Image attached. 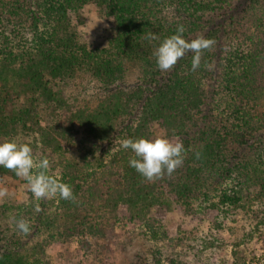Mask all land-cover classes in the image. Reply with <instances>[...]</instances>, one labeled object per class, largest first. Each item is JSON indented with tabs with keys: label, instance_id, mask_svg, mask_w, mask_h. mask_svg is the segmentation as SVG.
Wrapping results in <instances>:
<instances>
[{
	"label": "trees",
	"instance_id": "16d2710c",
	"mask_svg": "<svg viewBox=\"0 0 264 264\" xmlns=\"http://www.w3.org/2000/svg\"><path fill=\"white\" fill-rule=\"evenodd\" d=\"M92 13L102 22L96 44L84 31ZM251 16L257 22L247 34ZM181 24L186 40L216 43L196 71L189 52L163 72L153 53ZM135 70L140 81L124 92ZM263 91L264 0H0V142L28 143L76 198L37 201L27 181L0 167V185L25 186L28 196L0 202V264H50L51 243L101 255L126 223L143 226L154 243L141 264H183L176 249L212 264L226 246L231 264H249L242 246L256 239L264 251V138L252 157L236 147L264 127ZM122 106H133L135 128L116 123ZM154 124L183 143L185 158L171 176L149 182L130 167L134 153L113 142L152 139ZM253 201L263 208L253 210ZM173 212L180 217L169 230L164 217ZM239 215L255 226L239 228ZM21 218L27 235L15 227ZM193 220H207V229Z\"/></svg>",
	"mask_w": 264,
	"mask_h": 264
},
{
	"label": "clouds",
	"instance_id": "9594fccd",
	"mask_svg": "<svg viewBox=\"0 0 264 264\" xmlns=\"http://www.w3.org/2000/svg\"><path fill=\"white\" fill-rule=\"evenodd\" d=\"M186 31L184 25H178L176 34L165 38L156 47L153 55L159 70L171 71L177 62L187 53H193L191 70L196 71L201 64L202 54L215 45V40L198 36L191 41L184 38ZM148 39H158L152 33ZM121 147L130 149L134 157L129 160L130 167L134 168L142 177L149 182L162 179L166 174L172 173L181 167L185 158V147L179 141H173L165 136L148 138H126L121 142ZM196 158H200L197 152ZM0 167H3L17 177L27 181L34 198L39 201L51 199L59 195L61 199L75 202L76 198L72 187L58 180L55 176L49 175L50 161L44 157L39 160L34 158L33 149L28 143H18L15 139H6L0 142ZM9 195L7 187H0V198ZM41 211L39 206L35 209ZM15 227L25 235L30 232V224L21 218L15 221Z\"/></svg>",
	"mask_w": 264,
	"mask_h": 264
},
{
	"label": "rangeland",
	"instance_id": "374dc122",
	"mask_svg": "<svg viewBox=\"0 0 264 264\" xmlns=\"http://www.w3.org/2000/svg\"><path fill=\"white\" fill-rule=\"evenodd\" d=\"M227 11H220L219 13L216 12L217 17L221 19L220 21L223 23H229V18L227 16ZM225 17V19L228 20H222V16ZM243 13L239 10L238 16L242 17ZM249 20L251 23L247 20L244 23H247L248 25V33H252L253 29L256 25V18L255 16L249 17ZM102 27L101 20H98L94 13L90 15V18L86 22V26L84 28V31L87 33L89 40L96 44L99 41V33ZM238 26H236V29ZM100 44V43H99ZM137 70L133 72V74L129 75L123 80V88L124 92H127L129 89H131L136 83L140 81V77H138ZM214 81V80H211ZM209 81L208 83L211 84L210 86H213L215 82ZM207 88V86H206ZM133 89V88H132ZM89 92L92 94L93 98L96 99L97 90L96 88L90 87ZM259 104L260 108L259 110L264 111V91L260 94L259 97ZM128 109V110H127ZM133 106H129L125 109L124 106L121 107L120 114L116 116L115 120L117 124H126L127 121H130V125L135 128V126L138 123V118H136L135 114H132ZM129 111L131 112V115L129 114ZM155 124L152 127V134L153 138L158 136H164L163 132L158 129L156 130ZM252 137L249 138L248 143L245 146H242V148L236 147L237 150L242 151L244 154H248L251 151V157L253 156V146L257 145V142L259 139L264 138V127L260 129L257 132H252L249 134ZM105 139L109 137V133L106 132L104 135ZM259 138V139H258ZM121 140L119 138H115V141L113 142L115 145L119 144ZM251 145V148L249 146ZM116 147V146H115ZM261 152V150H260ZM247 156V155H246ZM0 187H7L9 189V195H7L4 198H0V202L6 203L9 205H16L18 204L19 200L24 199L25 197V186L22 187H14L12 185H0ZM253 194V192H252ZM28 198V196H27ZM25 198V199H27ZM24 199V200H25ZM29 200V199H28ZM49 200V199H48ZM252 203V209H262L263 205L260 206L259 203H256V201L251 202ZM40 208V206H39ZM36 209V208H35ZM179 214L177 212L170 213L164 217V223L166 228L171 230L174 225L179 221ZM191 225H199L203 230L207 229L208 221L203 220L199 222L198 220L189 221ZM237 225L240 228L241 226H245V228H253L255 225L253 221L246 220L242 217V215H239L237 217ZM142 227L138 223H126L122 228L116 229L115 236L113 240H111L110 244L107 243L106 248L103 245V249H101V255L99 254V248H97L96 252L90 253H84L81 252L82 250L77 247L76 243H71L69 246H67L65 249L58 246L55 243H51L49 246L46 247V255L48 260L50 261V264H141V260L148 257V250L149 248L154 244L151 241H146L141 236ZM105 244V243H104ZM165 254H167L168 249L165 247L161 248ZM243 251V257L248 259L249 264H264V251L260 240H253L251 243L247 246L246 249L244 247H241ZM175 253H178L177 256L178 259H180L183 264H197L194 263L192 260V257L185 254L183 250L176 249ZM102 259V261H100ZM212 264H220L222 261L225 264H231L232 258H231V247L226 246L218 252L216 257L213 258ZM220 261V262H219ZM180 262V261H178Z\"/></svg>",
	"mask_w": 264,
	"mask_h": 264
}]
</instances>
